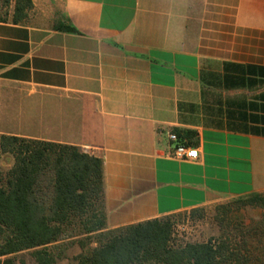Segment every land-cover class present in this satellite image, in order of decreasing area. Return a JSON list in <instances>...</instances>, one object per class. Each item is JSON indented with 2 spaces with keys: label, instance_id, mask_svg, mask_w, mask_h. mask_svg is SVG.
<instances>
[{
  "label": "crops",
  "instance_id": "crops-1",
  "mask_svg": "<svg viewBox=\"0 0 264 264\" xmlns=\"http://www.w3.org/2000/svg\"><path fill=\"white\" fill-rule=\"evenodd\" d=\"M31 3L0 20V134L101 158L107 228L264 192V0Z\"/></svg>",
  "mask_w": 264,
  "mask_h": 264
},
{
  "label": "trees",
  "instance_id": "trees-1",
  "mask_svg": "<svg viewBox=\"0 0 264 264\" xmlns=\"http://www.w3.org/2000/svg\"><path fill=\"white\" fill-rule=\"evenodd\" d=\"M9 4L0 0V20ZM31 6L15 0L14 20ZM174 133L179 144H197L194 130ZM4 155L12 164L0 165V264H17L15 255L26 250L35 264H54L48 246L80 235L89 242L79 241L75 264H264L262 240L245 238L235 226L206 241H177L174 221L182 213L107 228L102 160L77 146L0 134ZM238 198L264 206V192ZM203 210L188 213L197 217Z\"/></svg>",
  "mask_w": 264,
  "mask_h": 264
},
{
  "label": "rangeland",
  "instance_id": "rangeland-1",
  "mask_svg": "<svg viewBox=\"0 0 264 264\" xmlns=\"http://www.w3.org/2000/svg\"><path fill=\"white\" fill-rule=\"evenodd\" d=\"M11 164L12 158L9 155L1 157V168L6 170ZM238 199H225L205 206L197 217H192L188 212L177 216L174 221V238L179 242L206 241L209 237L218 235L223 227L235 226L239 228V233H246L244 234L245 238L253 239L255 236L253 240L260 238L264 245V206L250 205L240 202ZM222 210L226 213H222ZM248 233L252 236H247ZM254 233L258 235L256 236ZM80 240L85 244L89 242L87 236L80 235L48 246L54 256V264H75V256L81 252ZM15 258L17 264H35L31 250L17 253Z\"/></svg>",
  "mask_w": 264,
  "mask_h": 264
},
{
  "label": "built area",
  "instance_id": "built-area-1",
  "mask_svg": "<svg viewBox=\"0 0 264 264\" xmlns=\"http://www.w3.org/2000/svg\"><path fill=\"white\" fill-rule=\"evenodd\" d=\"M168 138L175 143L172 155L179 159H196L198 156V151L193 146H186L177 143V137L175 133L170 132Z\"/></svg>",
  "mask_w": 264,
  "mask_h": 264
}]
</instances>
